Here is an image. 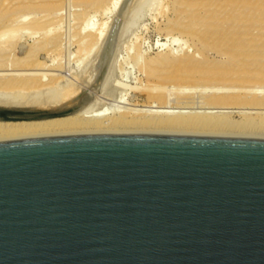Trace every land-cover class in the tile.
I'll list each match as a JSON object with an SVG mask.
<instances>
[{
    "label": "water",
    "instance_id": "1",
    "mask_svg": "<svg viewBox=\"0 0 264 264\" xmlns=\"http://www.w3.org/2000/svg\"><path fill=\"white\" fill-rule=\"evenodd\" d=\"M72 111L0 107V122ZM0 264H264V138L0 140Z\"/></svg>",
    "mask_w": 264,
    "mask_h": 264
},
{
    "label": "bare ground",
    "instance_id": "2",
    "mask_svg": "<svg viewBox=\"0 0 264 264\" xmlns=\"http://www.w3.org/2000/svg\"><path fill=\"white\" fill-rule=\"evenodd\" d=\"M32 3H35L34 0H17V2L9 0L7 3L0 4V41L5 40V37L12 30L17 29L14 28L16 24L18 28L22 24L23 26L20 28L23 27L25 29V27H28L26 28L27 30L33 29L37 32V28L44 21L50 20L49 17L52 14L46 15L45 19L43 17L28 18V14L26 13L30 11L29 9L35 10L38 7ZM183 3L187 11L195 15L193 17L195 19L191 18L192 20L189 24L192 27L191 29L197 26L203 28L213 26L218 28L221 21H223V25L227 24L225 27L231 28L235 25V22H239L240 20L251 22V18L254 16L251 14L256 15V21L261 20L264 16V0H216V2L193 0L190 2L184 1ZM23 5L24 7L28 5V9L22 8L21 6ZM34 13L36 12L34 11ZM34 13H32V16ZM199 14L205 15V17L198 16ZM24 25L26 26L24 27ZM244 27L236 32V37H233V35L229 37L228 34H224L227 31L222 27L216 31L221 37L210 36L212 40L209 46L213 47V49L222 51L221 49L227 46L228 54L224 55L225 58L219 62L208 61V58L199 59L197 53H194L193 56H179L185 51V48L176 44L177 38L167 35V40L159 41L156 44L158 51L161 53L156 59L151 60L150 63L153 67L150 68V72L155 74L160 70L159 72L166 73V76L168 74L174 80L183 81V84L184 81L192 79V76L198 75V73L204 79V82H210L212 78H216L215 80L222 83L228 79L226 75L230 74L232 76L237 75V78L242 83L244 82L243 84L245 85L240 83L242 85L240 87L224 85L202 86L205 89L209 88L212 92V95L209 94L211 96H208V100L204 97V101L207 100L208 103L207 101L205 102L210 105L206 106V104L205 107H195L196 105L193 106L195 102L191 100L193 102L192 105V102L188 99L182 100L183 102L180 103L177 102V104L176 100L172 99L175 104L172 106L169 102L171 99H168L169 96L165 98L168 95L167 93L165 97L160 95L161 98L164 97L166 99L164 100L165 102L160 103L162 105H158L157 101L152 102L150 105H139L130 101L127 102L124 100V97V99L121 97V99L119 98L120 100L118 98L115 100L128 106L124 107L122 105L120 107V104H115L116 107L114 109L110 107L112 103L109 104L108 108L105 106L106 102L94 105L95 96L93 97L89 91L92 88H100L102 83H105V79L109 74L108 71L112 72L113 68H115L114 63L119 62L118 60H114L113 56L115 44L113 42L108 43L104 53L99 58H88L93 47L97 44L96 39L100 36V32L90 30L88 34L91 38H94L92 42L90 40L92 44L91 48L86 51V48L83 49L85 45L80 43L76 51L78 54L84 51L87 52L85 53L87 55L86 58L82 55L81 58L84 57L83 59L80 58L82 60H79L80 64L76 62L78 65L72 68L61 65L56 66L51 62L53 61L52 56L55 54L59 55L64 47L60 41L59 34L52 33L53 29L52 32L51 29H46L43 32L44 34L42 33L45 35L44 39L40 40L39 38L38 42L31 44L22 53L21 57L11 58V53L7 55V50H1L0 107L37 109L73 108V111L64 117L49 120L0 122V140L95 132H147L264 138V85L262 84L264 82V64H262V58H258L254 52H251L253 47L256 46L255 42L259 39L254 36L256 34L254 27L252 28L253 30L246 27V25ZM34 32L31 31L33 34ZM200 34L201 32L194 36L192 35V39L197 37L200 42L201 39L198 37ZM8 46H11V44ZM209 46L203 45L205 48ZM189 51L188 49V54ZM256 64L257 66H255ZM160 74L162 75L163 73ZM67 75H71L75 81L65 84L64 81ZM193 77L195 78V76ZM90 85H92L91 89L87 90V87ZM157 87L159 86L157 85ZM152 88L154 91L159 89L162 92L166 91L167 87ZM179 88L173 89L179 90ZM149 95L151 96V94ZM200 103L202 104V102ZM200 103L197 106H201ZM212 104L213 106H211ZM235 104L251 106L249 107L250 112L247 110L243 112V116L246 117H243L244 119L241 122L232 120L233 118H231L230 113L232 114L233 111L229 110L248 107H233L232 105ZM226 105H230L231 107H226ZM196 108H201L204 111L201 109L198 111ZM217 108H221V111L222 109H227L228 111H215Z\"/></svg>",
    "mask_w": 264,
    "mask_h": 264
},
{
    "label": "rangeland",
    "instance_id": "3",
    "mask_svg": "<svg viewBox=\"0 0 264 264\" xmlns=\"http://www.w3.org/2000/svg\"><path fill=\"white\" fill-rule=\"evenodd\" d=\"M8 1L9 0H0V4L7 3ZM13 1L17 2V0ZM184 1L190 2L193 0H34V2L37 4H32L38 7H36L35 10L29 9L30 13H26L28 14V18H46V15L49 16L52 14L49 17L50 20L44 21L41 26L37 28L38 34L36 30H27L26 28L28 27H25L26 25H24L25 29H23V27L20 28L21 26H23L22 24L21 26H19V28L16 24V27L14 28L17 29L12 28L14 30H12V32H10V34L5 37L6 39L0 41V52L7 50V55L11 53V58L21 57L23 55L22 53L31 44H33L34 42H38L39 38L40 40L44 39L45 35H43V32H45L46 29H51V32L53 29L52 33L59 34L60 41L62 42L64 48L59 53V55L55 54L53 55L54 57L52 56L53 59H51L53 61L51 62L56 66L61 65L63 67L72 68L80 64V61H82L81 59H83L84 56V58H86L87 55H85V53L87 52L84 51L83 53L78 54L76 53V51L79 47L78 44L80 43L85 45L83 49L86 48V51L91 48V42L94 38H91L88 32L90 30H93L96 32H100V36L96 39L97 44L93 47L92 52L89 54L90 57L88 56V58H99V56L104 53L106 45L113 42L115 44L113 52L114 60L119 61L114 63V67L116 69L113 68L114 70L112 69V72H110V70L108 71L109 74L107 73L108 76L106 75L108 78L106 77L105 83H102L101 85L102 87L100 86V88L98 89H91L92 85L87 87V90L91 89L89 93H91L93 97L95 96L94 105L99 103L104 104L106 102L105 106L107 108L110 103H112L110 105L112 109L116 107L115 104H120V107H122V105L124 107H127L128 105L118 103L116 101L117 98L121 99V97H124L125 99H123L125 101H130L134 104L150 105L152 104V102L157 101L159 105L160 103H163L164 100H166L164 99V97L168 93L167 97L165 98H168L169 96L168 99H171L169 102L172 106L175 105V100L177 104V102L180 103L188 99L190 100V102H195L194 105L192 102L193 106L196 105L195 107H205V105L208 103V96L210 97L212 95V92L209 88H203L204 86L206 87L214 85H224L240 87L244 82L242 83L241 80L237 78V75L232 76L230 74L228 76L226 75L228 79L226 81L224 80V83L215 80L216 78H212L210 82H204V79L201 78L198 73V75H193L195 76V78L192 76V79H190L192 80L191 82H189L190 80H187L184 81L183 84V81L181 82L180 80H174L170 78L168 74L166 76V73L164 74V72H159L160 70L156 72L157 75L156 73H151L150 68L153 67V65L150 63L151 60L156 59L161 53L158 51L156 44L159 41L167 40L166 36L170 35L171 37L177 38L176 44L178 46L185 48V51L179 56H193L194 53H197L199 59L208 58V61L213 60V62H219L225 58L224 55L228 54L227 46H224V48L221 49L222 51L213 49V47L209 46L212 40L210 36H214L216 38L218 36L221 37L216 31L222 27L227 31L226 33L224 32V34H228L229 37H231L230 35L236 37V32L242 28H245L244 25H246V27L251 30H253L252 28L254 27V30L256 32L254 36L259 38L255 42L256 46L253 47L251 52H254L256 54L255 56H257L258 58H262V64H264V16L261 20L256 21V15L251 14L254 15L251 18V22L240 20L239 22H235V25L231 28L225 27L227 24L223 25V21H221L220 27L218 28L213 26L205 28L197 26L196 28L191 29L192 27H190L189 24L192 19H195L193 18L195 15H192L187 11V9L185 8V4L183 3ZM210 1L216 2V0ZM25 6L26 7H24L23 5L21 7L24 9H28V5ZM34 11L36 13H34ZM32 13H34L35 15L33 14L32 16ZM198 16H202L203 18L205 17V15L203 14H199ZM31 31H35L36 34L35 32L34 34L31 33ZM200 32L201 34L198 35V37L202 40V42L200 40L201 43L199 42L197 37H195L196 39H192L195 34H198ZM203 42L209 47H203ZM9 44H11V46H8ZM188 49L190 50L189 54L187 53ZM82 55L84 56L81 58ZM76 62H78V64H76ZM255 66H257V64ZM160 73L163 74L161 75ZM164 75L168 78L165 79L166 77ZM197 77L198 79H196ZM72 81L74 82L75 79L71 75H67L65 77L64 83L67 84L68 82L71 83ZM262 84L264 85V82ZM157 85L159 87H167L166 91H162L163 93L159 91V89L154 91L152 87L159 88L157 87ZM173 88H179L180 91ZM148 90L150 91L148 92ZM149 94H151V96ZM241 94L244 95L243 93ZM160 95L164 97L161 98ZM204 97L205 99H207L205 100L207 101V103L204 101ZM200 102H202V104ZM199 103L201 104V106H197ZM206 106L210 105L207 104ZM211 106H213V104ZM227 106L230 105H226V107ZM232 106L248 107L242 109L233 108L229 110L233 111L232 114L230 113L231 118H233L232 120H236L237 122H241L246 117L243 116V112H246V110L250 112L249 107H251L250 105L244 106L236 104ZM196 109L200 111L199 109L201 108ZM216 110L218 112H222L224 109H222L221 111V108H217L215 109V111ZM238 110L239 112L237 113Z\"/></svg>",
    "mask_w": 264,
    "mask_h": 264
}]
</instances>
